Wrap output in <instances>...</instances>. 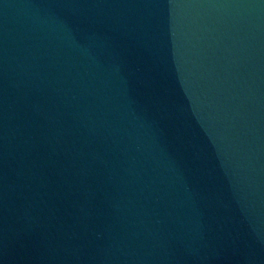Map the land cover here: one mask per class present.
I'll return each instance as SVG.
<instances>
[{"label": "water", "instance_id": "water-1", "mask_svg": "<svg viewBox=\"0 0 264 264\" xmlns=\"http://www.w3.org/2000/svg\"><path fill=\"white\" fill-rule=\"evenodd\" d=\"M0 264H264V0H0Z\"/></svg>", "mask_w": 264, "mask_h": 264}]
</instances>
